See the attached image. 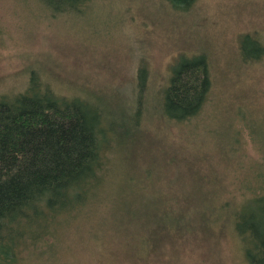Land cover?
<instances>
[{
    "label": "rangeland",
    "instance_id": "obj_1",
    "mask_svg": "<svg viewBox=\"0 0 264 264\" xmlns=\"http://www.w3.org/2000/svg\"><path fill=\"white\" fill-rule=\"evenodd\" d=\"M66 2L0 0V102L32 80L80 99L115 129L111 164L53 254L27 264H249L235 215L264 191V0ZM199 56L207 102L172 122L162 92Z\"/></svg>",
    "mask_w": 264,
    "mask_h": 264
},
{
    "label": "trees",
    "instance_id": "obj_2",
    "mask_svg": "<svg viewBox=\"0 0 264 264\" xmlns=\"http://www.w3.org/2000/svg\"><path fill=\"white\" fill-rule=\"evenodd\" d=\"M166 1L187 10L197 0ZM39 87L29 81L24 93L0 102V264H27L35 251L53 254L61 230L102 191L111 164L105 137L115 129L105 125L100 112L47 85L42 92ZM211 88L203 56L179 60L162 92V115L189 122ZM251 198L258 211L238 209L235 231L247 262L264 264V191Z\"/></svg>",
    "mask_w": 264,
    "mask_h": 264
}]
</instances>
